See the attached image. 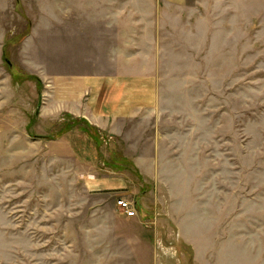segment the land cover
Returning a JSON list of instances; mask_svg holds the SVG:
<instances>
[{
    "label": "rangeland",
    "instance_id": "374dc122",
    "mask_svg": "<svg viewBox=\"0 0 264 264\" xmlns=\"http://www.w3.org/2000/svg\"><path fill=\"white\" fill-rule=\"evenodd\" d=\"M170 2L0 0V264H264V0ZM125 54L158 63L156 114L99 135L53 108L51 79Z\"/></svg>",
    "mask_w": 264,
    "mask_h": 264
},
{
    "label": "crops",
    "instance_id": "0c3cea01",
    "mask_svg": "<svg viewBox=\"0 0 264 264\" xmlns=\"http://www.w3.org/2000/svg\"><path fill=\"white\" fill-rule=\"evenodd\" d=\"M181 1L172 0L170 3L180 4ZM128 17L131 21V16L128 15ZM141 45L140 42L137 45L134 41L126 42L122 45V51L134 46L141 47ZM124 58L129 59L122 61L120 58V61H117L118 57H115L113 65H110V72L105 74L96 73L95 59L92 75L69 76L56 81L51 79L50 94L55 102L53 108L69 112L78 117L77 119L87 122L99 135L102 132L116 134L122 129L123 124L127 123L126 121L136 118L148 119L156 114L159 111L160 97L158 63L151 60L153 59L151 55L144 63L132 61L136 58L135 54H128ZM99 157L96 154L87 160L102 164ZM140 160H143L141 156ZM106 169L109 170L108 168L104 170ZM85 173H88L85 185L91 191H113L117 196H130L138 191L130 184L128 187L126 176L97 174V170ZM141 203L145 208L144 202L141 201ZM135 214L128 216L122 212V215L117 218L119 225L115 229H124L123 226L130 224L136 218Z\"/></svg>",
    "mask_w": 264,
    "mask_h": 264
},
{
    "label": "built area",
    "instance_id": "2783aa9c",
    "mask_svg": "<svg viewBox=\"0 0 264 264\" xmlns=\"http://www.w3.org/2000/svg\"><path fill=\"white\" fill-rule=\"evenodd\" d=\"M116 205L125 215L132 216L136 213L135 208L132 206L131 201L128 199L118 198L116 199Z\"/></svg>",
    "mask_w": 264,
    "mask_h": 264
}]
</instances>
